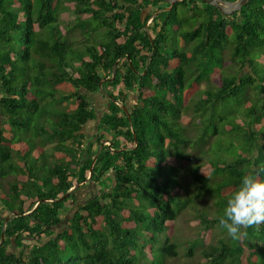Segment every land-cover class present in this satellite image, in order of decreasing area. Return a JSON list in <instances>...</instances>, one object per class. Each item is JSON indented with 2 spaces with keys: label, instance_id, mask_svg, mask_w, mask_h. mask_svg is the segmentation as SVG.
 I'll use <instances>...</instances> for the list:
<instances>
[{
  "label": "trees",
  "instance_id": "trees-1",
  "mask_svg": "<svg viewBox=\"0 0 264 264\" xmlns=\"http://www.w3.org/2000/svg\"><path fill=\"white\" fill-rule=\"evenodd\" d=\"M75 1L77 17L63 25L61 0H0V264H168L182 245L194 259L189 240L161 238L177 229L195 200L190 184L178 178L181 160L190 162L200 190L209 182L205 171L222 176L221 193L264 162V134L255 142L260 156L252 150L251 160L232 161L222 173L207 153L220 132L217 126L208 132L217 103L256 80L264 92V76L254 65V50L264 48L263 0H249L232 14L202 0L171 8L163 0ZM101 29L107 39L93 41ZM78 32L83 49L73 40ZM227 52L251 72L226 76L219 65ZM210 81L216 90L202 88ZM65 83L72 85L70 95L60 90ZM96 94L108 97L100 116L91 97ZM249 98L248 114L262 132L256 111L264 116V109ZM69 99L70 110L58 108ZM192 105L210 109L194 141L180 123ZM95 119L98 133L90 138L84 127ZM105 140L111 144L103 148ZM47 141L55 142L51 152ZM201 146L208 164L198 162ZM109 171L113 177L104 178ZM93 182L111 185L88 198L77 192ZM70 201L72 213L63 224ZM201 218L208 227L218 222ZM246 232L264 241V224ZM26 239L33 242L26 245ZM23 248L31 250L27 257ZM198 249L206 260L193 264H264V247L244 236L218 247L205 240Z\"/></svg>",
  "mask_w": 264,
  "mask_h": 264
},
{
  "label": "rangeland",
  "instance_id": "rangeland-1",
  "mask_svg": "<svg viewBox=\"0 0 264 264\" xmlns=\"http://www.w3.org/2000/svg\"><path fill=\"white\" fill-rule=\"evenodd\" d=\"M75 0H61L60 2V9H59V18L58 23L59 24H68L69 21L75 20L77 17L75 13ZM201 4H204L203 1H199ZM264 3V0H263ZM36 9L38 8V3L36 2ZM37 16V15H36ZM195 22V19L192 21ZM74 35V34H73ZM75 38L73 40H76L77 47H80L83 49L84 44L83 41V35H81L79 32L75 33ZM107 34L104 29H101L99 33L96 34V36L93 37V41L96 40H105L107 39ZM179 42H182L181 39H179ZM83 44V45H82ZM257 49L254 50V58L255 64L257 65L259 69V72L261 73V76H264V48L256 47ZM227 56L223 59L222 63L219 65L222 68L223 73L227 76L229 74H232L234 72L241 73L242 77L246 76L249 72H251L252 68L248 67H240L237 66L236 63L231 59V53L227 52ZM262 60H259L260 57ZM252 57V54H251ZM255 80L256 77L254 76ZM262 85H260L259 81H255L252 86H247V89H245V86L241 87L239 90V93L237 96H229L225 100H221L217 103L215 111H214V119H210L208 123L209 134L211 135L213 133L214 126H217L220 129L219 134H215L214 137H212V141H214L207 150V153H209V159L211 160V164L215 163L216 166H220L219 171L222 173L224 170L228 169L225 166L229 163H232V161L236 160H251L250 156L252 154V150L254 152V157L257 158V156H260V154L264 153L262 152V148L259 147V144L261 143V137L262 134H264V127L263 131L259 132L260 130L255 129V123L253 121V115L248 114L249 107H251L252 102L247 104V101L250 100L249 96L252 97V99L257 100L258 105L257 107H263L264 109V92L260 91ZM203 89H217V85L214 81L207 82L205 84H202ZM60 90L64 95H70L73 91L72 85L70 83H65L60 86ZM105 96V97H104ZM134 95H130L128 102H132V98ZM197 100H199L202 97V93L195 95ZM91 97L94 99L95 103H98L97 105V111L96 116H100L101 110L105 108L107 104L108 97L106 95L102 94H96L91 95ZM50 98H45L44 102L46 103ZM103 100V101H101ZM196 100V101H197ZM58 108H64V109H71L72 108V100L69 99L65 103H61L58 105ZM100 112V113H99ZM217 113V117H216ZM259 123H264V116L261 115L262 111L261 109H258L256 111ZM210 114V109L206 110H196L195 105H192V107L183 113V117L180 119V123L182 126L187 128L190 132V135L192 136V141L197 140L200 138V135L202 133V129L206 124L205 116ZM102 115V114H101ZM257 117L256 115H254ZM98 119V118H97ZM92 120L86 125L84 128V131L88 134L90 138L93 137L94 134L98 133V123H96L99 120ZM251 122H253L251 124ZM97 126V127H96ZM232 129V130H231ZM231 130V131H230ZM252 132H254L252 134ZM251 133L252 140L249 139ZM44 137V136H42ZM121 138V137H119ZM216 139V140H215ZM187 140H189L187 138ZM88 143V140H86ZM256 142V143H255ZM87 143H84L82 146L85 147ZM187 143V142H186ZM202 143H204V140H202ZM55 142L47 141L46 148L49 150V152L53 151ZM109 144H111L110 140L104 141V147H107ZM188 144V143H187ZM254 147L252 148V146ZM198 147L197 144H194V148L189 145L187 152H192L194 149ZM97 146L95 145L93 147V150H97ZM202 152H200L198 162L201 164H208V157L207 154H204L203 147L201 146ZM262 152V153H260ZM180 162V161H179ZM190 162L184 163L183 160L180 162V172H179V179L182 182H185L186 184H190V193L192 196L195 197L194 202L191 203V209H187L186 211L182 212L178 223H177V229L175 231L166 232V234L161 235V238L163 240L167 239V236H173L174 234L178 236V238L181 241H190L194 244L196 247V253L194 256L196 258L190 259V257H187V250L185 248V245L180 246L179 248V256L173 257L168 264H193L197 263V259L205 261V255L203 254V251L198 249L199 245L203 244L205 240L211 241L213 245H216L217 247L221 243H229L231 242L232 238L229 237L226 233V230L219 227L218 222L215 223H209V227L206 225L205 222H203L201 218V214H205V217L208 219L211 218H219L223 214V210H219L217 212V203L220 208V206L225 207L226 201L228 197L230 196L233 189H227L222 191V185L221 183H225L226 180H222L223 177L219 174H216L212 171H205V174L209 176V182L205 185L204 190H200L198 187H196L194 182V173L192 171V166L189 165ZM248 163V162H246ZM79 165V162L75 160L72 162L71 170L72 172L76 171L77 167ZM228 171V170H227ZM113 172L109 171L104 178L113 177ZM9 177V178H8ZM8 177H4L2 179V188L7 189L8 187L4 186V182L7 183L8 180H12L15 178V176L9 175ZM222 181V182H221ZM241 181V180H240ZM221 182V183H219ZM110 183V181L108 182ZM108 183L106 184H96L93 182L89 185H84L82 188H79L77 192L80 191L82 196L88 198L96 193H101V190H103V186L107 187ZM82 183L76 185L75 187L80 186ZM196 184H199L196 182ZM111 184H109L108 187H110ZM204 185V184H201ZM221 186V190H219ZM107 187V188H108ZM201 187V186H199ZM107 188L105 190H107ZM188 193V191H186ZM199 192V194H198ZM128 203L134 206L137 202L132 200H128ZM67 207H69V210L66 209L63 212V224H66V220L70 217L72 213V201L67 202ZM6 215L7 212H3ZM11 215V214H10ZM9 215V217H10ZM8 217V216H7ZM6 217V218H7ZM211 228V229H210ZM48 239V238H47ZM175 239L171 237V241L173 242ZM244 240L248 242V244L255 243L259 246L264 247V241L259 240L256 235L250 234L247 232V234L244 236ZM32 243L33 241H30L26 239L24 243L27 245L28 243ZM24 249V257H27V254L31 251L29 248H23ZM20 250V249H18ZM198 250V252H197ZM22 251V249L20 250ZM147 260H144L145 264H147Z\"/></svg>",
  "mask_w": 264,
  "mask_h": 264
},
{
  "label": "clouds",
  "instance_id": "clouds-1",
  "mask_svg": "<svg viewBox=\"0 0 264 264\" xmlns=\"http://www.w3.org/2000/svg\"><path fill=\"white\" fill-rule=\"evenodd\" d=\"M230 1V0H229ZM110 145V144H109ZM264 162L249 169L226 201L218 218L220 228L232 239H241L248 228L264 224Z\"/></svg>",
  "mask_w": 264,
  "mask_h": 264
},
{
  "label": "water",
  "instance_id": "water-1",
  "mask_svg": "<svg viewBox=\"0 0 264 264\" xmlns=\"http://www.w3.org/2000/svg\"><path fill=\"white\" fill-rule=\"evenodd\" d=\"M170 4L171 8L174 4L183 1V0H163ZM216 6L223 14H232L236 11L241 10V8L249 1V0H238V1H229V0H202ZM115 75V73H114Z\"/></svg>",
  "mask_w": 264,
  "mask_h": 264
},
{
  "label": "built area",
  "instance_id": "built-area-1",
  "mask_svg": "<svg viewBox=\"0 0 264 264\" xmlns=\"http://www.w3.org/2000/svg\"><path fill=\"white\" fill-rule=\"evenodd\" d=\"M230 1H233V2H235V1H238V0H230ZM150 22V21H149Z\"/></svg>",
  "mask_w": 264,
  "mask_h": 264
}]
</instances>
